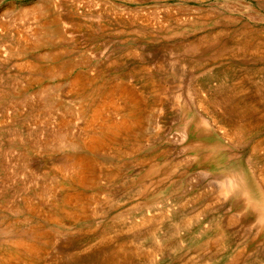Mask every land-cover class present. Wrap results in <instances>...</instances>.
<instances>
[{
  "label": "rangeland",
  "instance_id": "374dc122",
  "mask_svg": "<svg viewBox=\"0 0 264 264\" xmlns=\"http://www.w3.org/2000/svg\"><path fill=\"white\" fill-rule=\"evenodd\" d=\"M34 8L52 29L42 45L22 14ZM247 30L250 56L225 53L222 43ZM215 34L214 43L197 42ZM22 37L27 52L10 53ZM38 54L54 61L29 73L25 60ZM57 64L65 70L51 75ZM222 72L242 80L238 103L255 109L237 160L261 158L264 149L252 148L264 141V0H0V264L16 237L33 251L8 264H264L254 212L234 205L241 197L228 190L222 161L197 147L211 144L201 135L224 106L194 100L216 90ZM76 76L129 89L143 113L138 129L81 147L82 120L72 113L89 91L75 95ZM66 117L70 130L59 124ZM73 158L88 172L82 187ZM65 196L79 202L55 216Z\"/></svg>",
  "mask_w": 264,
  "mask_h": 264
},
{
  "label": "bare ground",
  "instance_id": "6f19581e",
  "mask_svg": "<svg viewBox=\"0 0 264 264\" xmlns=\"http://www.w3.org/2000/svg\"><path fill=\"white\" fill-rule=\"evenodd\" d=\"M22 14L30 16V17L32 16L31 19L34 20V26H36L35 32H37V35H38V38H36V43L39 42V44L41 43L40 45H42V41L45 42V40L48 39L49 35H51V32H52V29L50 28V26H48L43 21V16H44L43 9L39 8L36 10L34 8L32 12L23 11ZM243 36L245 39L239 38V37L236 38L233 36L230 39L227 38L225 43H222L226 47L225 53H231L233 50H237V52L240 53L239 55H242V54L246 55L247 53L249 55L251 39H250V33L248 32V30L246 33H244ZM219 39H220V36L215 34V36L213 35V37L211 36L208 38H206L205 36H201V38L198 39L197 42L201 44H203L204 42L214 43L215 41H218ZM255 40H256V37H255ZM36 43H34L33 46H35ZM29 46L30 44L28 40L22 37V39L19 42L17 41L16 43L13 42L12 45L9 46L8 49L10 50V53L11 51L13 52L14 49L19 50L18 52L21 53L23 51L27 52ZM189 47H191V45L188 46V48ZM256 50H257V47H256ZM261 52L263 51L261 50ZM257 53L258 52H256V54ZM51 61H54V58H51L48 55L38 54V55L31 56L30 60L28 59L25 60V64H24L25 66L23 67L25 69H28L27 71L29 73L35 72V71L40 72L42 69L41 68L42 63H45V62L51 63ZM65 68H66V64H57V66H55V68L50 74L53 75L55 72L61 73L63 70H65ZM202 70H203L202 66L199 65L197 67L198 73H200ZM230 75H228L227 72L214 73L213 76L215 77L216 82H217L216 84L217 89L212 90L211 92L208 91V93L210 94L208 95L207 98H204L205 100H202L203 98L202 99L196 98L194 100L196 104H198L200 107L202 106L201 105L202 102H206V104L210 103V105L213 104L215 106L217 104H221L224 106L221 120L215 117L214 115H212L211 121L210 123L209 122L208 123L209 124L213 123V125H211L212 126L211 128L213 130L207 129V131H205L201 135L202 139H207L211 144H213V146H211V144L210 145L200 144V145H197V147H199V149L202 151L203 159H206V160L209 159L210 163L212 162V164H215L217 160L222 161L221 166L223 167L224 173L221 174L223 177L222 176H219V177L227 178L226 180L229 181L228 185L230 184L229 185L230 188H228V190L234 189L233 193L236 196L241 197V202L238 201L239 203H234V205L236 207H243L244 209L249 210V211L251 209V211L254 212V220L256 222V225H258L259 232L261 233V235L263 234L262 238L264 239V154L261 156V158L260 157L256 158L253 155L252 156L249 155L244 160H237V157H236V153L242 147L248 144L250 140V135H251L250 133L252 129L249 127V124L246 123L245 118L247 116H250V114L253 111L255 112V109L254 107H251L250 105H246V104H243L244 106L239 105L238 103L239 100H237V98L240 95L239 93L243 89V88L241 89V87H243V84L241 83L242 80L237 81L238 79H234L235 76L231 77ZM69 83H70L69 84L70 89L74 91L76 96H81L84 94L83 90L81 89L83 87H87L89 91V94L88 96L85 97L83 103L80 104L77 108H74L75 113L74 112L72 113L74 116L76 115V119L78 117V119L82 120V125L79 128V130L83 132L84 138L79 137L78 144L81 145V147H83L84 149H87L88 151L89 150L92 151V150L100 148L101 146L111 144L112 142L116 141L122 135L130 134L134 132L141 125L142 120H143L142 109L137 104L136 97L133 95V93H130L129 89L123 86H119V85L108 88L100 84H95L92 87V84H89L90 82H88L87 80L79 76L72 78L69 81ZM187 84L188 82L186 83V85ZM192 86H193V83H192ZM186 90L187 89H185V91ZM193 92L191 93L195 95L194 90ZM42 94H45V93H42ZM243 96L247 97V95H243ZM110 112L115 114L114 118H110L108 116L106 117L107 113H110ZM72 122L73 120L70 117H66L59 124L62 127H66L70 130ZM216 129L220 131L219 132L220 135L218 134L219 136L215 134ZM222 140H226V143L225 144L222 143ZM193 144L196 145V143H193ZM209 147H211V151L210 153L207 152V154L205 155L204 152L206 153V150ZM261 148L264 149V141L256 143L253 146L252 151H256ZM68 162L69 160H67L66 163ZM72 164H73L72 166L73 176L72 177L74 181L76 182V184L82 187L88 178V175H87L88 172H87V169H85L84 161L81 158H73ZM70 165H71V160L67 166H70ZM78 202H79V198L77 196L63 197L62 199H60V201L58 202V205L56 206L57 212L55 213V216H59L60 215L59 212H61L62 214L66 212L68 213L69 207L72 204H77ZM11 242H12V246H10L9 248L5 250L4 255L6 256L5 258L7 259H4L3 261L4 264H8L9 261L11 262L14 260H19L24 254H28L33 251V245L31 243H26L25 240H23L20 237H16L12 239ZM214 244L212 242V245ZM119 249H121V251L123 250L121 247H119Z\"/></svg>",
  "mask_w": 264,
  "mask_h": 264
}]
</instances>
